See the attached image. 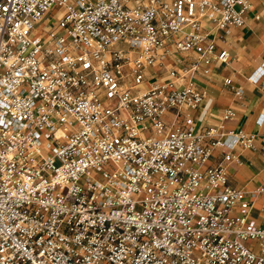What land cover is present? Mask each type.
I'll list each match as a JSON object with an SVG mask.
<instances>
[{"label":"built area","instance_id":"obj_1","mask_svg":"<svg viewBox=\"0 0 264 264\" xmlns=\"http://www.w3.org/2000/svg\"><path fill=\"white\" fill-rule=\"evenodd\" d=\"M251 6L0 0V264H264V182L226 165L254 136L192 113Z\"/></svg>","mask_w":264,"mask_h":264},{"label":"crops","instance_id":"obj_2","mask_svg":"<svg viewBox=\"0 0 264 264\" xmlns=\"http://www.w3.org/2000/svg\"><path fill=\"white\" fill-rule=\"evenodd\" d=\"M251 9L242 27H232L229 32L217 33L218 49H227L231 61L227 64L214 63L209 74L199 73L195 81L206 91L207 96L199 108L193 110L197 127H211L223 124L220 132L243 131L254 136V146H236L230 151L234 159L227 162L230 184L250 193L264 182V85L251 77L264 66V0H250ZM230 78L233 85L243 88L238 97L235 91L225 85ZM233 108L235 118L222 121L224 111ZM223 160L216 150L211 164ZM257 201V207L261 205Z\"/></svg>","mask_w":264,"mask_h":264},{"label":"rangeland","instance_id":"obj_3","mask_svg":"<svg viewBox=\"0 0 264 264\" xmlns=\"http://www.w3.org/2000/svg\"><path fill=\"white\" fill-rule=\"evenodd\" d=\"M56 17V16H55Z\"/></svg>","mask_w":264,"mask_h":264}]
</instances>
